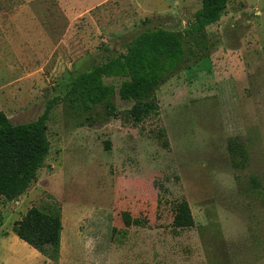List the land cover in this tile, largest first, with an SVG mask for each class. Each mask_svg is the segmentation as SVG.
Wrapping results in <instances>:
<instances>
[{
	"label": "rangeland",
	"instance_id": "1",
	"mask_svg": "<svg viewBox=\"0 0 264 264\" xmlns=\"http://www.w3.org/2000/svg\"><path fill=\"white\" fill-rule=\"evenodd\" d=\"M201 7V0H0V111L14 124L37 120L65 96L71 75L125 53L147 30L184 33ZM205 38L200 47V38L185 37V69L156 91V118L126 119L133 102L119 95L117 116L103 105L54 106L51 150L36 182L17 202L0 196V264H264V0H231ZM124 80L105 83L118 91ZM235 138L247 151L244 168L229 155ZM50 198L63 213L57 263L13 232ZM181 200L192 229L172 226ZM124 212L146 225L126 228Z\"/></svg>",
	"mask_w": 264,
	"mask_h": 264
},
{
	"label": "trees",
	"instance_id": "2",
	"mask_svg": "<svg viewBox=\"0 0 264 264\" xmlns=\"http://www.w3.org/2000/svg\"><path fill=\"white\" fill-rule=\"evenodd\" d=\"M230 1L201 0V9L195 13L184 33L162 28L147 30L127 46L125 53L108 59L89 72L71 75L66 84L65 96L50 100L44 113L33 122L14 124L0 111V196L6 202H17L36 182L38 172L44 167L51 150L47 122L59 101H67L81 111H90L94 106L103 105L107 116H115L117 108L114 98L119 95L122 101L133 102L125 113L126 119L158 117L160 105L155 96L156 91L185 69V37L200 38V47L206 46L207 28L221 20ZM108 78L126 80L117 91L113 85L105 83ZM228 151L233 166L244 168L248 156L240 138L229 141ZM252 183L258 187L255 179H252ZM173 209L174 229L195 227L187 200L176 202ZM122 219L126 228L146 225L145 220L133 218L129 212H124ZM13 232L19 240L57 263L61 256L63 232V213L59 202L50 198L42 208H30L14 223Z\"/></svg>",
	"mask_w": 264,
	"mask_h": 264
},
{
	"label": "crops",
	"instance_id": "3",
	"mask_svg": "<svg viewBox=\"0 0 264 264\" xmlns=\"http://www.w3.org/2000/svg\"><path fill=\"white\" fill-rule=\"evenodd\" d=\"M61 251H62V247H61Z\"/></svg>",
	"mask_w": 264,
	"mask_h": 264
}]
</instances>
